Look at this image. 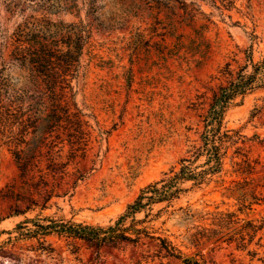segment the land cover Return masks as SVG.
<instances>
[{
	"label": "rangeland",
	"instance_id": "rangeland-1",
	"mask_svg": "<svg viewBox=\"0 0 264 264\" xmlns=\"http://www.w3.org/2000/svg\"><path fill=\"white\" fill-rule=\"evenodd\" d=\"M70 1L0 0V71L10 91L30 87L27 71L14 58L13 35L31 15L48 13L53 20L65 22L82 20L90 28L92 47L83 56L74 99L90 122L92 136L87 156L77 157L71 167L90 173L72 197L54 198L43 216L108 225L126 211L142 188L177 165L191 140L199 137L203 131L200 114L209 108L210 88L219 83L213 80L219 67L252 44L255 59L264 56V0H235L229 8L221 0H195L213 21L199 44L193 39H197L196 29L206 22L203 16L192 26L174 28L165 17L157 21L131 5L139 0H98L95 12L89 0H76V7L63 10L61 5ZM263 97L261 90L237 99L225 119L227 128L245 136L239 145L257 162V173L235 172L234 162L241 158L233 157L232 147L221 175L201 187L188 182L189 191L153 223L161 235L179 246L185 258L215 264H264V229L247 249L214 241L195 246L189 241L193 227L210 222L185 221L181 211L173 212L187 205L198 211L237 210L238 196L229 190L235 185L233 180L247 179L259 185L258 194L264 198ZM256 107L263 110L252 117ZM3 143L0 135V213L5 216L10 204L2 199L1 189L17 179L18 168ZM69 148L66 142V150ZM164 206H155V211ZM241 217L263 223L264 201ZM24 220V216L0 220V264H182V260L163 257L149 241L100 250L78 242L77 252H73L66 241L50 237L56 248L53 253L35 251L31 246L37 245L36 240L15 239L19 234L16 227ZM260 237L261 246L257 244ZM249 251L257 254L252 256Z\"/></svg>",
	"mask_w": 264,
	"mask_h": 264
},
{
	"label": "trees",
	"instance_id": "trees-1",
	"mask_svg": "<svg viewBox=\"0 0 264 264\" xmlns=\"http://www.w3.org/2000/svg\"><path fill=\"white\" fill-rule=\"evenodd\" d=\"M224 7H232L235 0H221ZM98 0H89L92 12L97 11ZM134 8L157 21L165 17L172 27L192 26L203 16L206 22L196 29L197 39L209 29L211 19L202 11L195 0H139ZM69 11L76 7V0L61 5ZM61 8V7H59ZM58 8V9H59ZM179 37V44H183ZM16 45L14 58L27 71L30 87L12 92L0 71V135L9 147L18 168V177L1 189V197L10 204L4 220L13 216H24L25 220L16 227V241H34L32 250L53 253L55 243L49 238L64 240L77 252V243L85 242L100 250L103 246L120 248L125 245H146L147 241L157 248L163 257L182 260V264H215L205 260L185 258L184 252L169 237L161 235L154 222L164 212L173 208L190 188L210 184L221 175L226 158L232 147L235 172L242 175L257 173V162L239 145L245 138L239 131L225 126L228 110L236 100L244 99L256 91H264V56L255 59L252 44L239 49L231 61L217 70L211 87L209 108L200 114L203 131L191 140L185 154L177 165L164 172L161 179L141 189L135 201L126 211L108 225L75 222L72 219L43 216L51 208L54 198L72 197L79 183L90 171L73 167L77 157L85 158L91 142L90 122L74 99L75 81L81 76L83 56L92 47V32L82 21L65 22L53 20L48 13L31 15L17 28L13 35ZM239 48V47H238ZM239 54H244L239 57ZM264 99V97H263ZM256 107L252 117L261 113ZM66 142L70 148L66 150ZM231 194H237V210L198 211L192 205L180 206L185 221H209V225H195L189 236L191 244L198 246L207 241L237 244L247 249L264 229L254 219L245 220L241 214L264 201L258 194V186L245 179L233 180ZM165 206L155 211V206ZM35 217H28L34 214ZM143 214V217H139ZM260 237L257 244L261 246ZM12 241V237L10 238ZM254 256L255 251H249Z\"/></svg>",
	"mask_w": 264,
	"mask_h": 264
}]
</instances>
